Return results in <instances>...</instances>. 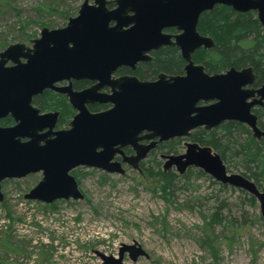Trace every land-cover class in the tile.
Instances as JSON below:
<instances>
[{
  "label": "water",
  "instance_id": "obj_1",
  "mask_svg": "<svg viewBox=\"0 0 264 264\" xmlns=\"http://www.w3.org/2000/svg\"><path fill=\"white\" fill-rule=\"evenodd\" d=\"M216 4L255 11L264 31V0H84L65 26L43 27L31 46L13 43L0 51V119L9 116L14 121L13 126H0V201L4 179L39 171L41 179L24 199L45 204L83 199L72 169L90 167L123 174L121 163L113 161L116 154L138 169L157 142L189 137L198 127L208 130L226 120L243 123L252 137L264 138L251 112L252 105L264 99V83L257 89L245 88L255 78L252 68H229L209 75L191 61L198 47L214 44L196 31V24L199 14ZM166 26L182 32L171 41L162 33ZM164 44L179 47L187 61L184 75L168 79L160 75L156 81L134 76L113 79L118 66L134 68L138 61L148 59L146 52ZM70 79L96 82L74 91ZM63 80L69 83L54 84ZM105 85L111 87L110 94L98 92ZM45 89L65 94L78 110L68 129L53 130L57 112H40L33 106L32 97ZM255 95L259 98L247 101ZM200 101L213 102L198 105ZM93 102L113 105L93 113L85 106ZM140 140L150 142L140 144ZM125 146L131 147L132 155H124ZM184 146L183 153L161 154L164 170L175 166L183 174L188 167H196L221 184L247 192L259 203L264 225V191L253 180L228 172L208 145L186 141ZM124 252L131 260L147 255L138 243L122 245L118 257L96 253L103 264H122Z\"/></svg>",
  "mask_w": 264,
  "mask_h": 264
},
{
  "label": "rangeland",
  "instance_id": "obj_2",
  "mask_svg": "<svg viewBox=\"0 0 264 264\" xmlns=\"http://www.w3.org/2000/svg\"><path fill=\"white\" fill-rule=\"evenodd\" d=\"M83 1L0 0V51L13 43L31 46L43 27L65 26ZM183 152L181 140L175 153ZM160 154L169 153H155L153 161L159 166L154 173L171 171L180 176L175 166L163 169L165 159ZM149 160L147 156L140 169L124 165L123 174L78 167L72 174L84 198L51 204L23 198L41 179V171L4 179L0 243L7 241L22 254L13 256L0 248V262L103 264L97 251L118 257L122 245L138 243L147 255L131 260L124 252L122 264H264V225L256 200L251 203L240 189L220 187L202 170L203 175H197L196 167H188V181L177 178L172 193L164 195L161 178L145 171ZM226 169L240 173L234 167ZM219 201L228 204L227 211L242 229L232 235L218 225L208 244L200 226L203 215L213 212Z\"/></svg>",
  "mask_w": 264,
  "mask_h": 264
},
{
  "label": "trees",
  "instance_id": "obj_3",
  "mask_svg": "<svg viewBox=\"0 0 264 264\" xmlns=\"http://www.w3.org/2000/svg\"><path fill=\"white\" fill-rule=\"evenodd\" d=\"M198 30L202 34L212 37L214 45L209 49L199 48L194 53V60L205 65L209 72L222 70L226 67H241L250 65L257 75V83L264 81V33L252 12H238L225 5H215L211 10L204 11L199 16ZM182 60L177 56L175 48L163 47L155 54L153 60L137 68V74H152L157 71L167 73L179 72ZM33 103L41 110H59V121L65 122L71 115L72 109L65 102L62 95L45 90L33 98ZM258 122L264 128V109L256 110ZM183 139L177 138L164 142L149 154V166L145 168L147 175H157L161 178V189L164 195H169L175 188L177 178L188 181L189 172L176 175L171 171L156 170L159 161H153L155 153L176 152L177 146ZM190 140L201 145H208L217 152L222 161L228 167H234L240 173L253 180L256 186L264 191V140H257L251 135V131L242 123L236 121H224L220 125L203 131L196 129L192 132ZM148 163V162H146ZM143 162L141 165H144ZM197 175H203L201 170ZM221 184V183H220ZM220 187L234 189V187L221 184ZM247 199L252 203L255 198L247 194ZM228 204L219 201L213 212L203 215V223L200 226L204 231L206 243L210 244L215 238V227L220 225L232 235L242 229L237 225L235 217L227 211ZM219 234V233H218ZM217 235V234H216ZM219 235H223L221 233ZM9 242L0 243L3 250L11 248ZM45 256L41 254V259Z\"/></svg>",
  "mask_w": 264,
  "mask_h": 264
},
{
  "label": "flooded vegetation",
  "instance_id": "obj_4",
  "mask_svg": "<svg viewBox=\"0 0 264 264\" xmlns=\"http://www.w3.org/2000/svg\"><path fill=\"white\" fill-rule=\"evenodd\" d=\"M216 5H224V4H216ZM107 6H108L109 8H111V7H113L114 5H107ZM214 6H215V5H214ZM214 6H213V7H214ZM225 6H227V5H225ZM213 7H212V8H213ZM227 7L231 8L230 6H227ZM212 8H211V9H212ZM211 9H208V10H211ZM231 9H232V8H231ZM208 10H204V11H208ZM232 10H234V9H232ZM204 11H203V12H204ZM235 11H236V10H235ZM249 11L252 12L253 16L257 19V16H256L255 11H252V10H249ZM238 12H240V11H238ZM241 12H242V11H241ZM245 12H248V11H245ZM201 13H202V12H201ZM201 13H200V14H201ZM200 14H199V16H200ZM199 16H198V19H197L196 31H197L200 35H202V36H208V37H210V38L212 39L211 36L206 35V34H202V33L198 30ZM257 21H258V19H257ZM258 24L260 25L261 32L264 33V31H263V27H262L261 23H259V21H258ZM181 32H182V29H179V30H178L176 26H166V27H164V28L162 29V33L169 35L171 41H174V36H175V35H179ZM212 40H213V39H212ZM213 42H214V40H213ZM31 44H32V43H31ZM213 45H214V44H213ZM163 47H171V48H175V49H176V51H177V56L183 61V62H182V66H181L180 71H179V72H176V73H167V72H164V71H157V72L152 73V74H150V73L145 74V75H142L141 73H140V74H137V68H139V69H140V72H141V67L143 66V64L148 63V62H150L151 60H153V58H154V54H155L159 49H161V48H163ZM211 47H212V46H211ZM199 48L209 49L210 47H204L203 45H201V46L198 47L196 50H198ZM196 50H194V51L191 53V55H190L191 61H192L193 64H195V65H201V66H203V68H204V72L207 73V74H209V75H210V74H213V73H221V72H224L225 70H227V69H229V68H234V69H236V70H241V69L246 68V67H251V68H252V66H250V65L241 66V67H237V68L231 66V67H226V68H224V69H222V70L209 72V71L206 69L205 65H203V64H201V63H199V62H196V61L194 60L193 57H194V53H195ZM146 56H147L148 59L138 61L137 63H135L134 68H131V67L126 66V65H120V66H118V67L115 69V71L113 72V74H112L113 79H115V78H120V77H125V76H134V77H136V78H137L138 80H140V81H156L160 75H164V76L168 79V78L171 77V76H182V75L185 74L184 67H185V65L187 64V61L183 59V57H182V55H181V51H180L179 47H177V46L169 45V44H164V45L159 46V47L156 48V49H151V50H149L148 52H146ZM8 63H9V64H8ZM8 63H7V65H10V64H11L10 62H8ZM252 72H253V74L255 75V78H254L253 82H252L251 84H249V85H246L245 88H249V89H257V88H259V87L264 83V81H262V82H260V83H257V75H256L255 71L253 70V68H252ZM70 81H71L72 89H73L74 91H81V90H83V89H86V88L92 86L93 84H95V82H96V81H92V80H88V79H70ZM68 83H69L68 80H63V81H57V82L54 83V84H55L56 86H65V85H67ZM45 90H50V91H52V92H55V93H58V94L62 95V96L64 97V99H65V102H66V103L70 106V108L72 109V113H71V115L67 118V120H66L65 122L62 123V122L59 121V120H60V119H59V110H53V109H50V110H41L38 106H36V105L33 103V98H34L35 96H37V95H40L41 93H40V94H37V95H35V96L32 97V104H33V106L38 107V109L40 110V112H57L56 123H55V126H54L53 130H64V129H68V128H69V124H70L71 120L73 119V116L76 115V114L78 113V110L72 107L71 103L69 102L68 97H67L65 94H61V93H59V92H57V91H55V90H52V89H45ZM45 90H43V92H44ZM115 90H117L116 87H115ZM43 92H42V93H43ZM98 92L103 93V94H110V93H111V87L108 86V85L102 86V87L98 90ZM256 96H257V95H255L254 97H250V98H248L247 101L249 102V101H252L253 99H258L259 97H256ZM211 102H213V101H206V102L200 101V102H198L197 104H198V105H202V104H209V103H211ZM112 105H113V104H111V103H98V102L86 103V104H85L87 110L90 111V112H93V113H94V112H100V111L107 110V109H109L110 107H112ZM261 109H264V99H262L261 102L252 105V107H251V112L257 116V125H258V127H259L260 129L264 130V128H261V127L259 126L258 115H257V113H256V110L258 111V110H261ZM226 121H234V120H226ZM223 122H224V121H223ZM236 122H238V121H236ZM221 123H222V122H221ZM221 123H220V124H221ZM239 123H240V122H239ZM220 124H219V125H220ZM242 124H243V123H242ZM13 125H14V121H13V119H12L11 117H9V116H7V117H5V118H3V119H0V126H2V127H8V126H13ZM64 125H65V126H64ZM244 125H245V124H244ZM61 126H63V127H61ZM245 126H246V125H245ZM246 127H247V126H246ZM247 128H248V127H247ZM196 129H201V130H203V131H207V130H204L202 127H198V128H196ZM196 129H194L193 131H195ZM211 129H212V128H211ZM248 129H249V128H248ZM208 130H209V129H208ZM249 130H250V129H249ZM193 131H192V132H193ZM192 132H191V134H192ZM143 134H145V132L141 133L140 135H143ZM191 134H190V136H191ZM251 135H252V134H251ZM190 136H189V137H174V138H170V139H168V140H166V141H159V142H157L156 146H155L153 149H151V150L147 153V155H146L145 158H147V156H149V154H150L152 151L156 150L160 144H162V143H164V142H167V141H169V140H173V139H177V138L183 139L182 141H183V146H184V143H185L186 141H192V140H190ZM255 139H256V138H255ZM260 139H263V140H264V138H260ZM260 139H257V140H260ZM149 142H150V140H140V141H139L140 144H148ZM193 142H195V141H193ZM198 144H199V143H198ZM200 145H201V144H200ZM122 151H123L124 155H126V156H129V155H132V154H133V151H132V149H131L130 146H125V147H123V148H122ZM184 151H185V146H184ZM169 154H173V152H172V153H169ZM175 154H176V153H175ZM160 155H161V154H160ZM145 158H144V159H145ZM121 159H122L121 155H120V154H116V155L114 156V158H113V161H119V162L121 163V167H123L124 165H128V166H130L128 163H124V162H122ZM144 159H143V160H144ZM143 160H141V161L139 162V169H140V163H141ZM76 168H78V167H76ZM76 168H74V169H76ZM74 169H72V170L70 171L71 174H72V171H73ZM123 169H124V168H123ZM124 171H125V170H124ZM31 174H32V173H31ZM28 175H29V174H28ZM72 175H73V174H72ZM26 176H27V175H26ZM73 176H74V175H73ZM24 177H25V176H24ZM41 177H42V176H41ZM74 177H75V176H74ZM75 178H76V177H75ZM76 180H77V178H76ZM77 183H78V180H77ZM11 248H12V247H11ZM48 248L50 249V248H52V246H50V247H48ZM5 252H6V253H10V254H14L13 256H15V255H17V256H21L20 254H22V253H17L16 251H9L8 249H5ZM38 255L40 256V259H41V254H38ZM0 263L2 264V262H0Z\"/></svg>",
  "mask_w": 264,
  "mask_h": 264
}]
</instances>
